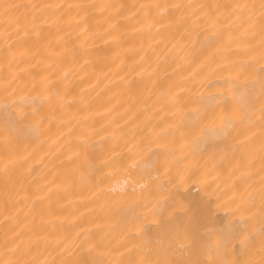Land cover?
I'll use <instances>...</instances> for the list:
<instances>
[{
  "label": "bare ground",
  "instance_id": "obj_1",
  "mask_svg": "<svg viewBox=\"0 0 264 264\" xmlns=\"http://www.w3.org/2000/svg\"><path fill=\"white\" fill-rule=\"evenodd\" d=\"M262 3L0 0V262L264 264Z\"/></svg>",
  "mask_w": 264,
  "mask_h": 264
},
{
  "label": "snow or ice",
  "instance_id": "obj_2",
  "mask_svg": "<svg viewBox=\"0 0 264 264\" xmlns=\"http://www.w3.org/2000/svg\"><path fill=\"white\" fill-rule=\"evenodd\" d=\"M7 7V6H6ZM59 7V6H57ZM71 7V6H70ZM76 7H82L81 5H76ZM83 7H87V6H83ZM155 7H159V5H155ZM173 9L179 10L181 9V5L179 4H174L171 6ZM199 7H203V5H198ZM237 7L240 8H247V7H251L249 5H238ZM167 8V6H165V9H162V11H165ZM261 8L264 9V3L261 4ZM261 17H262V23H261V32L264 33V11H262L261 13ZM261 46L262 49H264V36H262L261 38ZM262 57H264V51H262ZM45 98L40 97V98H31V102L33 104H36L39 100V102H43ZM255 99L254 93H252L251 91H247L246 93V101L247 103L250 105ZM21 100H24V97H21ZM260 104H261V116H260V120H261V148L262 151H264V77H261V83H260ZM36 108H33V112L35 113ZM195 111V110H193ZM235 112V115L232 116L231 118H229V120L227 121V125L229 127H234L237 129L238 134L243 135L245 131H247V126L251 125L253 123L252 120V114L250 111H248L247 109L244 110H233ZM21 115H23V112L21 111ZM250 138V137H247ZM4 146L10 147L9 142H8V138L5 137L4 138ZM239 205L237 206L238 210H239ZM259 213H260V223H261V227H260V236H261V245H262V251H264V188H262L261 190V204L260 207L258 209ZM252 216H254L255 214L252 213ZM140 229H137V232H139ZM251 233L248 234V236L244 237V239H250L251 238ZM243 243V240L241 241ZM89 247L91 248L92 245L90 244ZM0 264H17V262L14 261H6V262H0ZM22 264V262H21ZM140 264H144L143 261L140 262ZM147 264H153V262L149 261L147 262ZM155 264H160V262H155ZM167 264V262H166Z\"/></svg>",
  "mask_w": 264,
  "mask_h": 264
}]
</instances>
